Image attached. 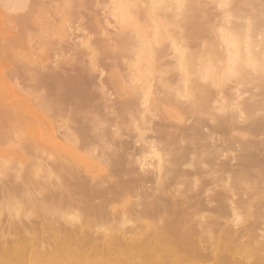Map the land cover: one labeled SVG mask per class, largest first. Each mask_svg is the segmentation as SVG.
<instances>
[{
  "label": "bare ground",
  "instance_id": "bare-ground-1",
  "mask_svg": "<svg viewBox=\"0 0 264 264\" xmlns=\"http://www.w3.org/2000/svg\"><path fill=\"white\" fill-rule=\"evenodd\" d=\"M61 1L53 12L60 13L58 25L59 18L47 22L54 14L41 10L46 17L39 14L43 19L38 20L55 28L47 29L50 37L44 29L50 39L38 32L41 51L38 58L30 56L39 62L27 63H39L37 70L34 65L27 70L34 69L30 82L36 80L44 91L31 87L23 93L4 80L0 85V98L14 100L10 106L17 121L16 134L4 125L11 130L5 134L16 139L8 138L5 152L0 150V167H8L0 177V217H6L0 223L7 224H0V264H264L262 93L258 79H221L228 49L213 27L224 23L223 14L198 7L177 21L174 12L145 8L152 0ZM31 2L0 0V14H21ZM219 2L184 0L206 6ZM227 2L238 21L258 13L264 0ZM127 4L139 5L131 10L134 31L107 28L108 6L119 12L118 6ZM174 45L183 50V70ZM141 47L148 55L137 59L131 53ZM205 73L214 81L206 92L200 88ZM186 92L196 96L194 102L183 99ZM237 93L246 119L228 112L211 124L213 109L230 105ZM113 111L123 134L113 140L111 129H105L104 138L116 149L105 152L96 123L115 127ZM145 111L147 131L138 140L129 125ZM154 145L164 151L163 170L150 156ZM144 158L149 166L142 172L136 161ZM38 163L49 172L46 180L32 175ZM197 177L201 190L192 187ZM228 177L231 186L225 183ZM234 211L245 217L239 226L232 222ZM73 214H78L75 222L66 219ZM32 219L37 223L28 224Z\"/></svg>",
  "mask_w": 264,
  "mask_h": 264
},
{
  "label": "snow or ice",
  "instance_id": "snow-or-ice-1",
  "mask_svg": "<svg viewBox=\"0 0 264 264\" xmlns=\"http://www.w3.org/2000/svg\"><path fill=\"white\" fill-rule=\"evenodd\" d=\"M97 7L103 8L104 5H98ZM120 11H112L113 6H108L105 11V16L107 17L109 24L107 28H115L116 32H129L134 31V24L132 22L131 10L133 8L139 7V5L127 4L118 6ZM145 8L151 9L153 13H160L164 11L174 12L176 14L177 21L183 19L184 15L187 14L189 9L204 8V7H214L219 10L224 16V23L214 26L213 31L217 33V36L223 47L228 49V59L227 63L223 69V75L221 77L222 81H240L244 78L258 79L260 84V89L262 95L260 98L261 111L260 115L264 118V2H262L259 12L249 15L246 19H240L236 21L231 14V5L227 0H220L218 4L206 6V5H195L184 3V0H174V2H169V0H152L151 4H145ZM127 9L128 12L124 13L123 10ZM107 36V32H106ZM117 45L119 42H116ZM175 47V51L178 57L181 58L180 68L183 70V50L179 47ZM114 51L119 52V48L116 47ZM133 56L139 59L142 56H147L148 52L146 48H133ZM96 53H91L92 66H95ZM127 55V53H126ZM127 59L125 63H127ZM214 86V81L209 79L207 73L201 77L200 88L202 91L206 92L209 86ZM183 99L190 102H194L196 99L195 95L189 96L188 93H184ZM243 96L239 93L231 99L230 105L225 104L224 106H217L213 109L212 113L209 115L208 119L211 124H216L217 116L223 115L231 112L233 116L239 117L240 121L246 119L245 110L242 105ZM115 104V100L112 101ZM147 97L145 98V109H147ZM112 115L117 118V123L115 127H112L109 123L105 121H98L96 123V132L101 137V141L104 145L105 152H113V144L104 138V130L111 129V137L113 140L119 138L122 132V126L118 121V113L113 111ZM148 112L145 111L144 117L133 118L130 127H134L137 135V139L145 138V133L147 131L146 117ZM141 119L145 120L144 124H141ZM150 156L153 163L159 162L161 170H163L165 164V154L163 149L153 146ZM195 160V157L193 158ZM137 166L143 172L148 168L147 158L138 159L136 161ZM206 170H209L207 162L203 163ZM186 167H191V165H186ZM32 175L36 180L47 179L49 172L43 167L42 163L32 165ZM8 170L7 166L0 167V177H4ZM22 177L20 175L16 176L17 180ZM229 186L232 184V178L228 177L225 181ZM193 189L201 190V178L197 177L195 183L192 185ZM209 191H211L209 189ZM264 192V189H261ZM20 205H16V215H20ZM66 219L75 222L78 219V214H73L67 216ZM245 217L239 211L233 212L232 222L239 226L244 222Z\"/></svg>",
  "mask_w": 264,
  "mask_h": 264
},
{
  "label": "rangeland",
  "instance_id": "rangeland-1",
  "mask_svg": "<svg viewBox=\"0 0 264 264\" xmlns=\"http://www.w3.org/2000/svg\"><path fill=\"white\" fill-rule=\"evenodd\" d=\"M32 2H31V5H30V8L27 10V11H25V12H23V13H21V14H16L15 16H13L12 14L10 15L9 13H1L0 14V85H1V82H2V80H4L3 82H2V84L4 83V82H6V83H12L13 85H15L16 87H17V89H19V91H21V92H23V90H26L25 91V93H27L28 91L30 92V90H31V87H33L32 89H34V90H37L38 88L37 87H39L40 89H43L42 91L39 89V91L40 92H43L44 91V88H43V86L41 87L40 86V83L38 82V83H36V82H34V81H36V80H34V81H31L30 82V73L31 72H29L30 71V69L31 68H35V70H37L38 68H40L39 67V61L37 60V58H38V54L40 53L39 51H41V50H39V42H41L42 40H43V38H41V36H40V34H42V32L41 31H43V34H44V29H48L49 30V26H48V24H50V23H46L47 24V26H45V23H43L41 20L43 19V18H45L46 17V15L44 16L43 14H44V12H45V14H47V15H50L49 13H52V14H54L53 12H55V13H57L56 12V7H58L61 3H62V1L60 0H41V2H40V0H31ZM37 1H38V4H37ZM44 4H43V3ZM39 3H41V4H39ZM45 4H46V6H45ZM49 4H51V5H49ZM55 4L57 5V4H59V5H57L56 7H55ZM35 5V6H34ZM42 5V7H41V9H37V8H40V6ZM48 5V6H47ZM52 5H54V6H52ZM36 6H38L37 8H35ZM45 6V7H44ZM47 7V8H46ZM43 8V9H42ZM44 8H46V10L44 9ZM49 8V9H48ZM53 8V9H52ZM54 8H55V11H53L54 10ZM36 10L35 12H33L34 10ZM39 12H38V11ZM41 10H43L44 12H43V14H42V11ZM49 10V11H48ZM41 11V12H40ZM46 11H47V13H46ZM28 12V13H27ZM38 12V13H37ZM49 12V13H48ZM88 13H90V14H88V15H92L93 13L92 12H89L88 11ZM26 14H27V17H29V18H27V19H25L26 18ZM33 14H34V16H36V17H34V18H37V20L35 19V20H33ZM38 15V17H37V15ZM43 16V18L40 16ZM32 15V16H31ZM55 15L56 14H54L53 16L54 17H51V15L50 16H48V17H46L44 20H46L47 21V19H48V21L49 22H51V21H54V20H56V19H58V21H54V24H56V25H58L59 24V20H60V13H59V17L58 16H56L55 17ZM88 15H87V19H84V20H87L88 21ZM24 17V18H23ZM31 17V18H30ZM40 17V19L41 20H38V18ZM53 18L54 20H51L50 18ZM86 17V16H85ZM102 17V16H101ZM18 18V19H17ZM22 18V19H21ZM50 19V20H49ZM19 20V21H18ZM29 20V21H28ZM36 23H33V21ZM22 21V22H21ZM27 21V22H26ZM37 21H40L43 25H41V24H38L37 25ZM46 21H44V22H46ZM47 21V22H48ZM24 22V23H23ZM25 22H26V24H25ZM29 22V24H27ZM85 22V21H84ZM17 23H18V25H17ZM30 23L32 24V25H30ZM39 23V22H38ZM27 25V26H25V25ZM53 23H51V25H52ZM53 24V25H54ZM39 25H41L40 27H39ZM50 26V27H53V28H55V26ZM21 26V27H20ZM19 27V28H18ZM35 27H37L38 28V31L36 30L37 28H35ZM42 27V28H41ZM44 27V28H43ZM21 28H23L24 29V31H26L27 29H29L31 32V34L29 33V31L28 32H26V34H30V35H28V41L30 42V45L28 44V42H27V35L26 34H24L23 33V30L21 29ZM39 28H41V29H43V30H41V29H39ZM53 28H50V30L51 29H53ZM18 29V30H17ZM19 29H21L20 31H19ZM40 30V31H39ZM48 30L47 31H45V32H48ZM18 31V32H17ZM21 32V33H20ZM36 32L38 33V32H40V34L38 35V36H40V37H38V38H33L32 39V37H34L33 35L35 34L36 36H37V34H36ZM19 33V34H18ZM50 31L48 32V35L47 36H49L50 34ZM21 34H22V36H21ZM24 34V35H23ZM26 35V36H25ZM30 36V37H29ZM46 36V33L44 34V37ZM46 36V37H47ZM50 37V36H49ZM31 38V39H30ZM48 38V37H47ZM21 39V40H20ZM38 39V42H37V45H35V40H37ZM39 39L41 40V41H39ZM45 39V38H44ZM48 39H50V38H48ZM47 39V40H48ZM33 40V41H32ZM46 40V39H45ZM17 41H18V43H17ZM49 41V40H48ZM13 42H14V44H13ZM19 42H20V44H19ZM33 42H35V43H33ZM32 43H33V45H35L36 47H34V46H32ZM42 43V42H41ZM40 43V44H41ZM19 45L21 46V48L19 47ZM17 46V47H16ZM19 47V48H18ZM32 47H34V48H36V50L35 49H32ZM17 48L19 49V52H18V50H17ZM31 49V51H29L30 49ZM24 51H23V50ZM38 49V50H37ZM20 50L22 51V54L20 53ZM26 51H27V53H26ZM33 51V52H32ZM36 51H38V52H36ZM16 52H18V54L16 53ZM25 52V53H24ZM32 52V53H31ZM19 53L21 54V55H23L22 57H24L25 58V56H27V58L29 57H31L30 55L32 54L33 55V57L35 56V57H37V58H35L34 60H32L33 58L31 57L30 58V60H27V59H25V61L24 60H22L23 58H21V55H19ZM19 55V56H18ZM25 55V56H24ZM18 58H19V60H18ZM38 61V62H36V65H38V68H36V65H34V63L35 62H32V64L31 65H34V66H31V65H29V66H31V68H29V71L27 70V68L29 67V66H27V63H29V61ZM22 61H24V63L26 64V65H24V63L22 62ZM28 61V62H27ZM38 63V64H37ZM24 65V66H23ZM26 66V67H25ZM26 68V69H25ZM21 69V70H20ZM25 69V70H24ZM32 71L34 70V69H31ZM34 73V72H33ZM33 73L31 74V77H32V75H33ZM73 73V72H72ZM5 78V79H4ZM32 79H33V77H32ZM5 84V83H4ZM31 84H33V85H31ZM37 84V85H36ZM39 84V85H38ZM35 87V88H34ZM37 88V89H36ZM32 91V90H31ZM24 93V92H23ZM2 97V96H1ZM3 98H0V110L2 111H0V132H1V134L2 135H0V140H1V142L3 141V143L5 142V147H3V145H1V142H0V150H2V152H5L4 150H5V148L8 146V143H10V141L11 142H13V140L14 139H16V136H14V138H13V133L14 134H16V129L15 130H13V128H16V126H17V121H15L16 119L14 118V115H13V113L11 112L12 111V106H10V105H13V103H14V100H13V98H10V97H7V99H3ZM8 100V101H7ZM10 100H12L13 101V103L11 104V102L12 101H10ZM1 103H2V105H1ZM10 103V104H9ZM1 106H2V108H1ZM4 107V108H3ZM8 107H10V108H8ZM7 110H9V111H7ZM4 111H5V113H4ZM9 112V113H8ZM5 115H4V114ZM11 113H12V116H9V115H11ZM8 114V115H7ZM7 115V116H6ZM3 117V118H2ZM12 117H13V119L14 120H10L9 118H11L12 119ZM8 118V119H7ZM6 120V121H5ZM8 120V121H7ZM10 120V121H9ZM4 122V123H3ZM10 122V123H9ZM5 124H7L6 125V128L8 129V128H10L11 127V130H5L6 128H4L5 126ZM12 124V125H11ZM14 125V126H13ZM13 127V128H12ZM2 128H4V130H5V132H4V135H3V132L1 131L2 130ZM3 130V131H4ZM6 131H8V132H6ZM9 131H11V132H13L12 134H8L9 135V137H5V138H2V136H8V135H6L7 133H9ZM10 132V133H11ZM6 133V134H5ZM10 139V141H9V139ZM13 138V139H12ZM5 139H6V141H5ZM0 218H5L6 219V217H0ZM4 219H2L1 221V223L0 224H2V226L4 225V227H6V225H5V221L6 220H4ZM33 220V221H32ZM32 220H30V221H28V224H36L37 223V221H36V219H35V221H34V219H32ZM31 222V223H30Z\"/></svg>",
  "mask_w": 264,
  "mask_h": 264
}]
</instances>
